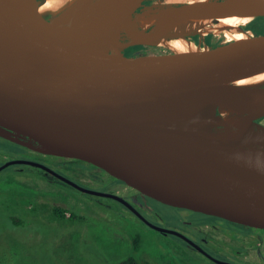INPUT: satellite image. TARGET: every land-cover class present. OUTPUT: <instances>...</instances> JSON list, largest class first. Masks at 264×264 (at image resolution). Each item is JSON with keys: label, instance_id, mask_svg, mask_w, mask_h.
<instances>
[{"label": "water", "instance_id": "95a60500", "mask_svg": "<svg viewBox=\"0 0 264 264\" xmlns=\"http://www.w3.org/2000/svg\"><path fill=\"white\" fill-rule=\"evenodd\" d=\"M42 1L0 0V137L88 161L162 203L264 228V84L230 83L264 71V38L243 24L248 41L222 40L234 45L213 50L205 36L223 33L172 31L191 17L264 16V0H82L59 18L40 15ZM141 9L158 14L146 28L138 23ZM179 36L207 52L166 63L123 52ZM117 60L138 66L109 70ZM13 163L118 199L150 226L177 233L147 221L122 197L82 187L41 162L11 159L0 170Z\"/></svg>", "mask_w": 264, "mask_h": 264}, {"label": "rangeland", "instance_id": "374dc122", "mask_svg": "<svg viewBox=\"0 0 264 264\" xmlns=\"http://www.w3.org/2000/svg\"><path fill=\"white\" fill-rule=\"evenodd\" d=\"M216 39L227 37L213 35ZM153 47L143 52V59L160 61L172 54L176 57L167 48ZM3 139L0 137V166L27 157ZM52 160L59 161H41L50 164ZM73 164L78 160L62 163L59 170ZM55 205L66 209L64 218L53 213ZM140 207L153 223L194 235L192 225L183 219L192 222L199 219L200 213L163 206L147 196L142 197ZM177 242L184 244L169 233L137 222L116 200L78 192L47 177L41 168L13 163L0 170V264H118L129 255L152 264H192L198 260L184 245L177 247Z\"/></svg>", "mask_w": 264, "mask_h": 264}, {"label": "flooded vegetation", "instance_id": "af4514ba", "mask_svg": "<svg viewBox=\"0 0 264 264\" xmlns=\"http://www.w3.org/2000/svg\"><path fill=\"white\" fill-rule=\"evenodd\" d=\"M192 39L197 42L199 40V37L198 35H196ZM151 48H154V47L147 46L146 48H142L138 50L136 52V56H138L139 58L140 57L142 58L143 52L148 51ZM128 49L129 47L123 51L126 55H129L127 54ZM211 49H213V47H211ZM172 59H174L173 54L171 55V57H169V59L160 60L158 62L166 63ZM6 118H10V117H6ZM258 121L264 124V116L260 117ZM18 146L19 147H16L15 149L18 152L23 153L24 156H27L25 158H20V159H32V160L41 162L47 165L48 167H50L51 169L55 170L56 172L60 173L61 175L71 179L72 181H74L75 183H77L78 185L82 187L97 190V191L112 193L119 197H122L124 201L130 204L147 221L153 223L152 221L147 219L142 214L141 207H140L142 197L144 196H147L149 198H152V197L136 190L135 188L131 187L124 181L114 177L113 175L108 173L103 168L97 165H94L85 160L47 155V154L33 151L21 145H18ZM46 159L47 160H51V159L57 160L58 159L59 161L53 162L52 160V163L50 164L42 162L43 160H46ZM74 159L78 160V164H73V165H70L69 167H65L66 171L65 169L59 170V168H61L60 166L62 163H71ZM30 166L37 167L34 165H30ZM37 168H40V167H37ZM41 169L43 170L44 174L47 177H53L56 180H59L65 183L66 185L75 189L78 192H83L84 194L87 193L91 195H97L91 192L81 190L80 188H77L59 179L58 177L50 174L45 169L43 168ZM101 196H104V195H101ZM112 199L116 200L120 204V206H122L123 209L131 212L135 216V220L137 222H143L144 224L150 226L148 223H146L143 220V218L138 216V214L135 211H133L125 202H121L115 198H112ZM152 199L160 204H163V206L181 208V209H186L189 211L200 213L199 219L191 220L192 222H188L187 219L185 220L183 219V222L185 224L190 223L192 225L191 227L194 230V232L189 231L186 227H183V228H185L186 230H188L194 235L187 234L183 230H179L176 228H169V227L168 229L176 231L180 235L174 232H166V233L173 235L175 238H179L180 240L183 241L184 244H182L181 242H177L176 243L177 247L183 248V245H184V247L192 250L191 252L194 253L193 257L198 259L197 261L194 260L196 262L193 261L194 263L192 264H222V263L216 262V260H214L213 258L222 260L225 262H229L232 264H264V228L252 227L248 225L239 224V223L232 222L230 220H227L219 216L198 212V211H194V210L183 208V207L171 206V205L162 203L154 198ZM158 216H160L162 219L164 218L163 215H157V217ZM219 218H221L222 220ZM214 219H217V220L215 221ZM220 220L221 222H219ZM155 225H158V224H155ZM158 226H161V225H158ZM150 227L154 228L152 226ZM161 232H165V231H161ZM181 235L188 238L194 244H191L190 242H188ZM199 248L202 249L204 252L200 250ZM183 264H191V263H189V261H186Z\"/></svg>", "mask_w": 264, "mask_h": 264}, {"label": "bare ground", "instance_id": "6f19581e", "mask_svg": "<svg viewBox=\"0 0 264 264\" xmlns=\"http://www.w3.org/2000/svg\"><path fill=\"white\" fill-rule=\"evenodd\" d=\"M82 0H43L38 8L40 15H51L53 18H59L69 6L79 3ZM197 0H167V2H195ZM155 3V2H154ZM157 3V2H156ZM158 18V14H153L145 9H141L137 14L138 23L142 28L148 27ZM251 19L249 16L232 15L219 18L210 17H191L179 22L173 28V32L191 33L199 32L206 34L207 32H214L215 34L223 33L227 39L235 40L238 42L248 41L247 32L240 29V26L245 24ZM159 45L169 49L177 57L182 58L189 55L201 54L207 52L202 45L194 43L191 39L185 36L167 38L164 37L159 42ZM97 66V64H95ZM134 63L128 60H117L108 66L109 70H125L128 68H137ZM232 84H239L243 86H251L257 84H264V71L255 74L241 76L234 78L230 81ZM220 113L227 120L234 121V111L221 105L219 107ZM0 123L6 124L0 118ZM14 130L23 129L21 125L9 123Z\"/></svg>", "mask_w": 264, "mask_h": 264}, {"label": "trees", "instance_id": "16d2710c", "mask_svg": "<svg viewBox=\"0 0 264 264\" xmlns=\"http://www.w3.org/2000/svg\"><path fill=\"white\" fill-rule=\"evenodd\" d=\"M244 29L251 30L254 34V36L258 38H264V16H258L253 19H251L249 22L243 25ZM205 41L206 43L210 44L213 47V50H220L223 48H228L234 45L233 41L226 42L224 44H221V40L216 39L213 40V35L212 34H207L205 36ZM147 46L151 45H135V46H130L128 49L129 55H132L133 57H138L136 56V52L142 48H146ZM134 54V55H133ZM4 140V139H3ZM14 145V147H19L18 144L11 142L9 140H6ZM53 213L59 217V218H64L66 216V209L60 205H55L53 207ZM72 216L74 217V214L71 213ZM138 248V244L135 243V250ZM118 264H152L148 260H142V259H137L134 257V255H129L122 259Z\"/></svg>", "mask_w": 264, "mask_h": 264}]
</instances>
